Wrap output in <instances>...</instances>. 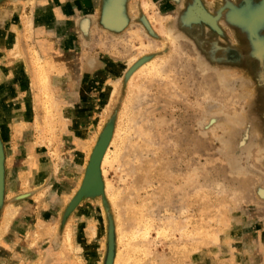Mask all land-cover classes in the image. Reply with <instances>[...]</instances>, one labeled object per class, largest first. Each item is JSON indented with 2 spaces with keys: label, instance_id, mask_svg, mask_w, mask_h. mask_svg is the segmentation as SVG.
<instances>
[{
  "label": "rangeland",
  "instance_id": "374dc122",
  "mask_svg": "<svg viewBox=\"0 0 264 264\" xmlns=\"http://www.w3.org/2000/svg\"><path fill=\"white\" fill-rule=\"evenodd\" d=\"M0 142V264H264V0H0Z\"/></svg>",
  "mask_w": 264,
  "mask_h": 264
},
{
  "label": "water",
  "instance_id": "95a60500",
  "mask_svg": "<svg viewBox=\"0 0 264 264\" xmlns=\"http://www.w3.org/2000/svg\"><path fill=\"white\" fill-rule=\"evenodd\" d=\"M199 8H201L204 12H206L201 6H198L197 9H199ZM197 9H196V13H197ZM199 17L202 20H204L205 22H207L208 24L215 26V19L211 15H210L209 19H206L202 16H199ZM102 155H103V147L98 149V152L95 156L94 163H93V169H92V173H91V178H90V184H95L99 178V171H100V164H101ZM3 160H4L3 150H2V145L0 142V192H1L2 184H3V178H4Z\"/></svg>",
  "mask_w": 264,
  "mask_h": 264
},
{
  "label": "bare ground",
  "instance_id": "6f19581e",
  "mask_svg": "<svg viewBox=\"0 0 264 264\" xmlns=\"http://www.w3.org/2000/svg\"><path fill=\"white\" fill-rule=\"evenodd\" d=\"M11 213H12V212H11ZM11 217H13V215H12V214H11ZM11 217H10V218H11Z\"/></svg>",
  "mask_w": 264,
  "mask_h": 264
}]
</instances>
